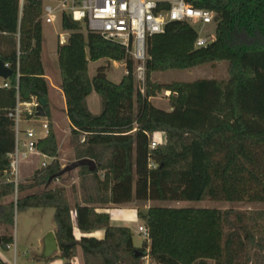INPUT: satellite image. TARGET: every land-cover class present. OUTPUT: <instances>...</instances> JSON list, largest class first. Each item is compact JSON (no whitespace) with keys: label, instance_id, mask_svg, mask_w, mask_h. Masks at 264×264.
<instances>
[{"label":"trees","instance_id":"trees-1","mask_svg":"<svg viewBox=\"0 0 264 264\" xmlns=\"http://www.w3.org/2000/svg\"><path fill=\"white\" fill-rule=\"evenodd\" d=\"M185 2L216 14L215 40L195 48L196 30L181 22L148 36L143 94L135 88L133 62L122 46L83 33L80 24L61 16L68 37L64 45L57 44V64L74 161L89 159L96 169L76 170L81 199L73 208L64 187L48 188L49 178L61 171L48 125L37 151L51 161L18 184L14 202L0 205V227H12L14 211L54 210L58 255L47 261L70 264L79 248L83 264H143L145 257L153 264H264V211H221L219 237L210 241L199 237L192 209L137 208L148 235L140 248L133 246L129 228L111 226L103 212L108 206L148 202L264 203V0ZM41 18L40 0H0V61L12 71L4 81L8 86L0 88V200L15 194L6 181L15 138L7 114L17 100L48 101ZM99 60L122 62L128 74L118 84L102 68L90 78L88 65ZM218 62L228 63L226 80L167 85L151 80L154 73ZM163 92H170L169 111L150 102ZM91 93L100 97L98 116L86 108ZM47 109L46 103V118ZM155 133H163L165 143L150 149ZM72 211L76 228L86 235L79 241L73 235ZM98 230L102 239L87 236ZM12 243L11 235H0L3 252ZM0 264L6 263L0 259Z\"/></svg>","mask_w":264,"mask_h":264},{"label":"rangeland","instance_id":"rangeland-1","mask_svg":"<svg viewBox=\"0 0 264 264\" xmlns=\"http://www.w3.org/2000/svg\"><path fill=\"white\" fill-rule=\"evenodd\" d=\"M61 16L53 21L49 20L42 12V29H43V51L42 61L47 70L48 78L57 85H60V73L58 69L57 59L55 50L58 44V36L64 35L67 39L68 33L62 31L60 25ZM82 32L86 33L84 26L81 27ZM210 33H215V25H207L202 29L201 36L205 37ZM56 62H55V60ZM102 68L105 71L106 78L115 84H118L122 77L125 75V64L122 62H113L107 60H99L96 63L89 65V77H93L96 70ZM228 63L218 62L215 64H207L199 66L191 70H170L163 73H154L151 76V80L154 83L167 85L173 82H192L201 79H214L217 81H223L228 78ZM135 69V63L133 62V71ZM135 88L138 90L137 82L134 78ZM57 104V98H53ZM153 106L159 109L169 108L168 97L164 95V92L157 95L155 98L150 99ZM87 111L92 116H98L100 113V97L91 93L85 100ZM57 121L55 130L51 120H44L39 123L32 117L27 118V115H23V122L20 123V130L29 128L35 133L38 138L42 137L44 129H42L41 123H47L51 126V129L55 135L57 141V161L61 166V169L70 163L74 162V153L72 149V142L70 138V132L67 128L64 118V112L61 110L59 105L53 111L47 109ZM49 117V116H48ZM39 123V124H38ZM49 128V126H48ZM68 133V134H67ZM67 136V137H66ZM45 160H42L40 155L33 156L28 160L24 161L20 168L19 173V184L24 183L25 179L32 176L35 170L41 169V164ZM64 187L66 190V196L69 204L73 208L75 202L80 203L81 191L78 186L76 171H72L62 176L59 180H55L50 184L48 188H60ZM42 189H35L30 192H40ZM29 192V193H30ZM15 201V197H8L0 200V205ZM125 206H133L135 209L146 211L151 206H162V207H175L183 209H192L194 215H192V224L198 231V235L202 240L216 241L218 239L219 227H220V213L221 211L233 210V211H264V203H246V202H235L229 203L224 201H212L204 199L199 203H187V202H149V203H131ZM109 208V207H107ZM55 227L54 222V210L53 209H29L21 212L14 211V219L12 227H0V235H11L13 238L14 248L8 249L4 255L5 259L9 264H50V262H37V259H41L42 250L40 249L39 242L45 238V236L51 232ZM133 234V241L135 244L141 245L140 240L142 236L137 233V229L134 225H131ZM80 252V250H78ZM58 253V252H57ZM43 259V258H42ZM60 261V260H59ZM58 262L57 264H64ZM143 264L145 260H142ZM79 263V260L74 262Z\"/></svg>","mask_w":264,"mask_h":264},{"label":"built area","instance_id":"built-area-1","mask_svg":"<svg viewBox=\"0 0 264 264\" xmlns=\"http://www.w3.org/2000/svg\"><path fill=\"white\" fill-rule=\"evenodd\" d=\"M42 12L53 21L57 16L65 14L73 22L84 26L91 33L98 34L106 41L116 43L125 49L126 54L135 63L133 77L135 78L138 91L144 93L146 59L145 42L148 36L161 34L166 24L170 22L186 23L197 32L194 43L195 48H203L215 40V33L205 37L201 36L202 29L207 25H215L216 14L207 10L197 9L186 3L185 0H40ZM64 35L58 36V44L64 45ZM8 67L7 65H5ZM128 72L125 70V75ZM7 87V84L3 85ZM169 97L170 92H164ZM38 103L32 101L30 104L16 102L13 110L9 111L7 117L14 124L16 144L13 152L8 155L9 168L6 173L7 182L12 183L15 188L16 199L17 186L19 184V173L22 163L29 158L40 155L41 167L49 164L51 159L37 151V141L32 130L21 131L20 123L23 121V113L32 115L36 112ZM42 129L47 136L49 128L47 123H41ZM165 143L163 133H155L150 141V149H155ZM71 218L75 219V212H71ZM137 233L147 240L148 235L144 226L137 229ZM14 248V244L8 245L7 250ZM148 264L149 259L144 258Z\"/></svg>","mask_w":264,"mask_h":264},{"label":"crops","instance_id":"crops-1","mask_svg":"<svg viewBox=\"0 0 264 264\" xmlns=\"http://www.w3.org/2000/svg\"><path fill=\"white\" fill-rule=\"evenodd\" d=\"M42 19V18H41ZM42 34H43V29H42ZM42 51H43V47H42ZM55 53H56V59H57V48L55 50ZM55 60V59H54ZM41 62H42V65H43V71H44V78L47 82V85H48V101L46 102L47 105H48V108L49 110H52V113L53 111L56 109V107L59 105V107L61 108V110L64 112V118H65V123L67 125V128L70 132V124H69V121L67 119V116H66V107H65V101H64V96H63V93L60 89V85H57L56 83H53L47 76V70H46V67H45V64H44V59L42 61V52H41ZM56 62V60H55ZM96 63V62H95ZM91 63H89L90 65ZM89 65H88V71H89ZM92 78V77H90ZM61 81V80H60ZM4 81L2 79H0V88L4 87ZM53 98H57V104L56 105V102L53 100ZM87 99V98H86ZM165 111H169V108H166L164 109ZM45 113V112H44ZM49 117L48 118H38L36 117L35 121H32V122H36V121H39V123L41 122V120L39 119H42V122L44 120H51V123L53 125V130H55V125L57 124V121L54 120V117H52V114L49 112ZM23 122V121H22ZM24 123V122H23ZM38 123V124H39ZM20 127V126H19ZM26 130H29V128H25L23 130H21L22 132L23 131H26ZM68 134V133H67ZM14 148H15V144H16V135L14 136ZM46 135L44 134L42 137H39V139H43L45 138ZM67 137V136H66ZM21 168V167H20ZM16 197H17V194H16ZM149 203V202H148ZM109 208L106 209V210H103V212L107 213L109 215V220H110V225L113 226V227H126V228H129L131 231H132V228H131V225H134L136 228L135 229H138V227L140 226H144L143 225V222L137 217V212H136V209L133 207V206H108ZM172 208H175V207H172ZM175 209H183V208H175ZM187 209V208H186ZM73 212V211H72ZM72 223H73V235H74V238L76 241H79L81 237L83 236H86V235H83L77 228H76V225H75V219H72ZM9 228V227H8ZM55 231V227L51 230L52 233H54ZM135 232H133L134 234ZM7 235V234H5ZM88 237H94L96 239H102L103 238V231L102 230H98V231H95L89 235H87ZM44 240V239H43ZM43 240H41L39 242L40 244V249L43 251ZM142 242V243H141ZM144 240L141 239L140 240V243L141 245H138V244H135L133 239H132V244L135 248H140L143 244ZM13 244V243H12ZM147 244H149V242L147 241ZM80 250L79 248L77 249V255L75 257V259H73L70 264H75L74 262L76 260H79V263L78 264H83V257H82V253H81V250L80 252L78 251ZM7 252H3L1 249H0V259L5 262L6 264H9L8 261L5 259L4 255L6 254ZM58 253H56L54 256H57ZM52 256V257H54ZM51 257V258H52ZM43 258V257H42ZM37 259V262H41V260L45 261V262H50V264H57L58 262L60 263H63L61 262L60 259L58 260H52V261H47V259L43 258V259ZM60 260V261H59ZM63 261V260H62ZM148 264H153L152 262H148Z\"/></svg>","mask_w":264,"mask_h":264},{"label":"water","instance_id":"water-1","mask_svg":"<svg viewBox=\"0 0 264 264\" xmlns=\"http://www.w3.org/2000/svg\"><path fill=\"white\" fill-rule=\"evenodd\" d=\"M11 74H12V71L8 67H6L3 62L0 61V79H2L3 81H7L10 78ZM45 105H46V101L40 98L38 100V106L36 107V117L45 118V113L43 110ZM80 167H88L90 172L96 169L94 162L89 159H82V160L74 161L70 163L69 165L63 167L58 174L50 177L47 182V186L50 185L52 180L58 179L59 177H62L65 174H68L72 171H76ZM57 252H58V246H57L55 235L54 233L49 232L43 240L42 256L45 259H49L52 256H54ZM139 254L140 253L136 252L135 257L139 256Z\"/></svg>","mask_w":264,"mask_h":264}]
</instances>
